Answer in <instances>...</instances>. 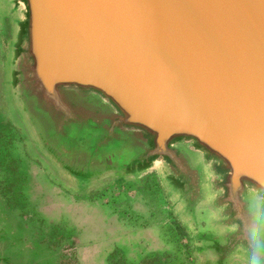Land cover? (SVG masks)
Here are the masks:
<instances>
[{
	"label": "water",
	"instance_id": "water-1",
	"mask_svg": "<svg viewBox=\"0 0 264 264\" xmlns=\"http://www.w3.org/2000/svg\"><path fill=\"white\" fill-rule=\"evenodd\" d=\"M0 1L7 101L54 181L156 173L197 264H264V0Z\"/></svg>",
	"mask_w": 264,
	"mask_h": 264
},
{
	"label": "rangeland",
	"instance_id": "rangeland-1",
	"mask_svg": "<svg viewBox=\"0 0 264 264\" xmlns=\"http://www.w3.org/2000/svg\"><path fill=\"white\" fill-rule=\"evenodd\" d=\"M15 18L0 1V229L6 236L2 248L20 249L24 264L30 259L40 264H88L78 251L79 246L76 247V237L69 224L46 223L28 209L24 193L27 184L59 183L31 153L7 101L5 66ZM64 190L73 198L72 206L94 204L106 208L111 220L108 235L111 240L116 234L122 240L129 239L124 246L115 244L104 264H197L191 250V235L177 221L184 236L175 224L173 208L156 173L105 183L94 192ZM154 230L164 236L163 243L154 244L148 238ZM100 234L95 229L94 239H101Z\"/></svg>",
	"mask_w": 264,
	"mask_h": 264
},
{
	"label": "crops",
	"instance_id": "crops-1",
	"mask_svg": "<svg viewBox=\"0 0 264 264\" xmlns=\"http://www.w3.org/2000/svg\"><path fill=\"white\" fill-rule=\"evenodd\" d=\"M64 189L59 184H27L24 193L30 213H36L49 224H69L76 237L74 240L77 243L76 247L79 246L77 249L84 261H88V264L99 261L104 264L115 244L124 246L129 239L122 240V237L116 234L117 236H113L111 240L108 236L111 231V220L106 208L94 204L81 208L77 204L72 206L73 198ZM95 229L101 233L99 240L94 239ZM149 236L147 237L154 244L163 243L164 236L160 231L154 230ZM85 243L86 247H82Z\"/></svg>",
	"mask_w": 264,
	"mask_h": 264
},
{
	"label": "trees",
	"instance_id": "trees-1",
	"mask_svg": "<svg viewBox=\"0 0 264 264\" xmlns=\"http://www.w3.org/2000/svg\"><path fill=\"white\" fill-rule=\"evenodd\" d=\"M174 222H175V224L178 225V227H179V229H180V232L185 236V232H184L183 228H181V226L179 225V223L177 222L176 219H174Z\"/></svg>",
	"mask_w": 264,
	"mask_h": 264
},
{
	"label": "clouds",
	"instance_id": "clouds-1",
	"mask_svg": "<svg viewBox=\"0 0 264 264\" xmlns=\"http://www.w3.org/2000/svg\"><path fill=\"white\" fill-rule=\"evenodd\" d=\"M254 264H260L259 260L254 261Z\"/></svg>",
	"mask_w": 264,
	"mask_h": 264
},
{
	"label": "flooded vegetation",
	"instance_id": "flooded-vegetation-1",
	"mask_svg": "<svg viewBox=\"0 0 264 264\" xmlns=\"http://www.w3.org/2000/svg\"><path fill=\"white\" fill-rule=\"evenodd\" d=\"M30 255V253H28ZM38 263V261H36Z\"/></svg>",
	"mask_w": 264,
	"mask_h": 264
}]
</instances>
